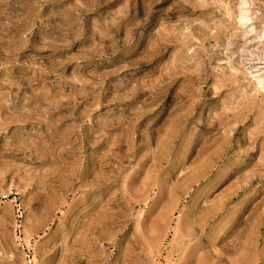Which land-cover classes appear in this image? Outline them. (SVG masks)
<instances>
[{"label":"rangeland","instance_id":"1","mask_svg":"<svg viewBox=\"0 0 264 264\" xmlns=\"http://www.w3.org/2000/svg\"><path fill=\"white\" fill-rule=\"evenodd\" d=\"M0 264H264V0H0Z\"/></svg>","mask_w":264,"mask_h":264}]
</instances>
